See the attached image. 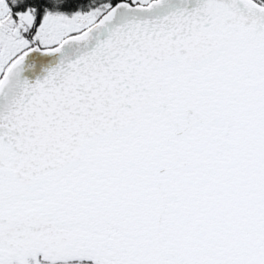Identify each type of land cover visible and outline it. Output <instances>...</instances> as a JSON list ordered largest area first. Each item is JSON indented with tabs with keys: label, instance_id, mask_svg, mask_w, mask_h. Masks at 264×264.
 Listing matches in <instances>:
<instances>
[{
	"label": "snow or ice",
	"instance_id": "snow-or-ice-1",
	"mask_svg": "<svg viewBox=\"0 0 264 264\" xmlns=\"http://www.w3.org/2000/svg\"><path fill=\"white\" fill-rule=\"evenodd\" d=\"M0 264H264V0H0Z\"/></svg>",
	"mask_w": 264,
	"mask_h": 264
}]
</instances>
